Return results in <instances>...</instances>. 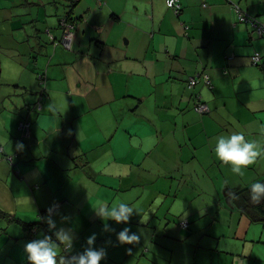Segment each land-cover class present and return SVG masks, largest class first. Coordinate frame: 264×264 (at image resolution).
Masks as SVG:
<instances>
[{"label": "crops", "instance_id": "0c3cea01", "mask_svg": "<svg viewBox=\"0 0 264 264\" xmlns=\"http://www.w3.org/2000/svg\"><path fill=\"white\" fill-rule=\"evenodd\" d=\"M231 1L264 25V0ZM177 2L0 0V264H264V225L231 206L264 179V41L228 0Z\"/></svg>", "mask_w": 264, "mask_h": 264}, {"label": "trees", "instance_id": "16d2710c", "mask_svg": "<svg viewBox=\"0 0 264 264\" xmlns=\"http://www.w3.org/2000/svg\"><path fill=\"white\" fill-rule=\"evenodd\" d=\"M79 0H74V3L73 4H77ZM231 5H230V8L232 11H234L233 9V6H237L239 8V10L241 11L242 9L236 4L234 3L233 1L231 0H228ZM72 5V4H71ZM70 5V6H71ZM168 5V4H167ZM72 7V6H71ZM174 15H176L174 13V10L172 7L168 6ZM91 10L95 11L97 9H93L92 6H91ZM180 12V11H179ZM242 12V11H241ZM235 13V12H234ZM243 13V12H242ZM179 15V14H178ZM236 15V13H235ZM245 15L248 17V18H253L251 16H249L248 14L245 13ZM177 16V15H176ZM237 17V15H236ZM67 21H69L71 24V29L70 31L73 32V38L75 36V32L78 30V27H79V23L76 22V21H72L68 18H63ZM62 20V19H61ZM58 23H60V21ZM237 21H238V18H237ZM239 22V21H238ZM240 23V22H239ZM59 25V24H58ZM249 26V25H247ZM250 27V26H249ZM60 28V26H59ZM251 28V27H250ZM61 30V29H60ZM251 31H252V35L249 36V39H257V40H263L264 41V37L262 36H258L257 34H254L253 33V29L251 28ZM61 35H62V31H61ZM253 35L254 38L252 37ZM61 41V39H60ZM62 44V43H61ZM264 44V43H263ZM253 53H260L261 56H262V59H261V63L260 65H258L257 67H262L264 66V62H263V57H264V48L261 52L259 51H254ZM253 53L251 54V56L253 55ZM250 56V57H251ZM250 61V60H249ZM192 79L195 80V85L193 87H188V83L189 81ZM208 81L209 78L208 76L206 75H201V74H195V75H192L190 77H188L186 79V87L189 88V89H193L199 82H203V81ZM40 81L38 80V90H37V93H36V96H37V100H38V97H42L43 99V103L41 104L42 105V108L40 110H36L34 107H35V103L33 104L32 106V111H35L36 113H39V112H42L43 109H44V104L46 103L47 99H48V96H47V89H46V86H44L43 84L39 83ZM209 82V81H208ZM44 83H45V79H44ZM209 88V87H207ZM41 99V100H42ZM36 100V101H37ZM198 103H202L204 105L207 106V111L204 112V113H199V112H196L195 111V106L198 104ZM193 110L194 112L199 115V116H204V115H208L210 113V109L208 108V105L202 101L201 99V96L200 95H196L195 96V102H194V105H193ZM25 121V120H23ZM27 121V120H26ZM21 121L18 122V125H17V129L19 128V124H20ZM29 124H30V121H27ZM31 128V127H30ZM19 131V129H18ZM20 133V137H21V132L19 131ZM32 133V131H31ZM31 137V136H30ZM22 138V137H21ZM22 139H25V140H29L30 138H22ZM12 158L13 157H5V160L6 162L8 163V165L10 166V168H14V162H12ZM64 202H66L64 200ZM231 206L236 210L238 211L240 214H243L245 215L246 217H248V219L250 220L251 223H257V224H261V225H264V179L261 180L260 182L248 187V188H245L243 190H241L240 192H237L231 199ZM47 216H48V213H47ZM50 216V215H49ZM40 220H38L37 222H34V223H28V224H25V230L27 231L28 235L32 238V240L34 241H38L39 243H41V245H43L45 243V240L44 239H39V240H36L35 237H37V234L38 232L41 230V229H44L46 230L47 228V224L45 222V217L44 216H40ZM43 241V243H42ZM89 260V259H88ZM85 261V259L83 260V262ZM91 262V260H89ZM82 262V263H83ZM92 264V262L90 263Z\"/></svg>", "mask_w": 264, "mask_h": 264}, {"label": "built area", "instance_id": "2783aa9c", "mask_svg": "<svg viewBox=\"0 0 264 264\" xmlns=\"http://www.w3.org/2000/svg\"><path fill=\"white\" fill-rule=\"evenodd\" d=\"M167 4H168V6L173 8L174 13L176 15L179 14L180 5L178 4L177 0H167ZM233 9H234V12L236 13L238 21L240 23H245V24L249 25L253 29V33L254 34H257L258 36L264 37V25L258 23L253 18H248L244 13H242L239 10V8L237 6H233ZM71 24L72 23L68 22L65 19H62L60 21V23H59L60 29L62 31L61 43L64 46L67 45L70 42V39H72L73 35H74L73 32L70 31ZM261 59H262V56H261L260 53H253V55L250 57V64L253 65V66H258L261 63ZM44 79H45V77H44L43 74L39 75V79H38L40 81L39 83H41V84H43L45 86L46 81L44 83ZM192 81H195V80L192 79ZM41 99H42V97H38V101H37V103L35 104V107H34L36 110H40L42 108V105L40 103ZM206 111H207V109L205 107H201L198 110L199 113H204ZM18 129L21 132V137L22 138H30V136H31V128H30L29 123L26 120L20 122ZM58 207L59 206L56 205L55 208L52 211H50L49 214L51 215V213L55 209H57ZM183 225H184V223H183ZM42 243H43V241H42ZM90 263L91 262L88 259H85V261L82 264H90Z\"/></svg>", "mask_w": 264, "mask_h": 264}, {"label": "rangeland", "instance_id": "374dc122", "mask_svg": "<svg viewBox=\"0 0 264 264\" xmlns=\"http://www.w3.org/2000/svg\"><path fill=\"white\" fill-rule=\"evenodd\" d=\"M38 83V82H37ZM38 101V100H37ZM37 101H36V103H37ZM35 103V104H36ZM41 104L43 103V99L41 100V102H40ZM10 116H12V113L10 114ZM22 121V120H21ZM260 182V181H259ZM150 189H151V187H149V188H147L146 190H145V196L150 192ZM66 202H64V201H61V202H58V203H56L52 208H50V209H48V211H47V213H48V216L50 215L49 213H50V211H52L54 208H55V206L57 205V206H59L58 208L60 209L62 206H63V204H65ZM57 208V209H58ZM56 210V209H55ZM54 210V211H55ZM53 211V212H54ZM52 212V213H53ZM51 213V214H52ZM243 215V214H242ZM245 216V215H244ZM40 216H36V220L38 221V220H40ZM37 236H38V238L37 237H35L36 238V240H39L40 238V236H41V234H37ZM34 242H36L38 245L40 244L41 245V243H39L38 241H34ZM263 248H264V245H263ZM83 262V261H82Z\"/></svg>", "mask_w": 264, "mask_h": 264}, {"label": "bare ground", "instance_id": "6f19581e", "mask_svg": "<svg viewBox=\"0 0 264 264\" xmlns=\"http://www.w3.org/2000/svg\"><path fill=\"white\" fill-rule=\"evenodd\" d=\"M195 81H192V79L189 81L188 83V87H193L195 85ZM201 107H205L207 109V106L202 104V103H198L196 106H195V111L198 112L199 108Z\"/></svg>", "mask_w": 264, "mask_h": 264}, {"label": "clouds", "instance_id": "9594fccd", "mask_svg": "<svg viewBox=\"0 0 264 264\" xmlns=\"http://www.w3.org/2000/svg\"><path fill=\"white\" fill-rule=\"evenodd\" d=\"M69 22V21H68Z\"/></svg>", "mask_w": 264, "mask_h": 264}]
</instances>
